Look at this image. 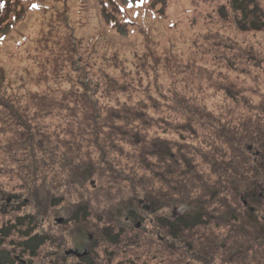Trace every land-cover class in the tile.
I'll return each instance as SVG.
<instances>
[{
    "label": "rangeland",
    "instance_id": "obj_1",
    "mask_svg": "<svg viewBox=\"0 0 264 264\" xmlns=\"http://www.w3.org/2000/svg\"><path fill=\"white\" fill-rule=\"evenodd\" d=\"M90 1L82 14L78 0L66 4L69 30L59 21L47 39L38 13L17 16L13 28L2 17L0 41L11 37L0 58V213L21 204L19 213L0 214V246L14 251L0 252V261L22 249L12 244L23 241L27 223L2 238L14 217L39 214L33 232L47 240L36 251L27 243L35 252L24 250L27 264H249L251 254L243 261L231 244L246 234L262 251L251 264H264V237L252 233L264 232V207L244 203L256 225L236 227L221 206L230 196L213 195L224 162L203 157L213 154L204 143L225 150L214 131L254 140L264 130V28L240 31L222 20L220 8L232 22L242 18L232 0H158L155 17L137 20L132 32L106 22L100 0ZM256 1L264 22V0ZM40 142L45 149L35 151ZM140 178L158 199L153 211L136 212ZM67 179L79 184L68 188ZM235 181L242 192L252 186L246 174ZM185 215L191 222L172 228L176 236L156 225L157 217Z\"/></svg>",
    "mask_w": 264,
    "mask_h": 264
},
{
    "label": "trees",
    "instance_id": "obj_2",
    "mask_svg": "<svg viewBox=\"0 0 264 264\" xmlns=\"http://www.w3.org/2000/svg\"><path fill=\"white\" fill-rule=\"evenodd\" d=\"M157 2L158 0H126L125 3L122 2V0H100L98 1V4H99L98 6H100V3H101L102 9H99V10H103L105 12V17L108 16L109 19H106V22L108 23L113 22L115 23V25L121 24L122 26L123 25L130 26L131 30L129 29V31L134 32V28H136L137 20H144L147 16L150 18L155 17V15L153 14L154 11L153 13L151 12L150 5L152 6L156 4ZM70 3H72L71 0H5L4 6L2 7V9H0V25L2 26L0 28V31L4 28V24L2 23V17H5L8 15L6 21L9 22L10 28L11 27L13 28L14 23L17 21V16H21V15L23 16L24 12L31 11V12L38 13L40 17L43 19L44 21L43 28L39 31L41 33L40 37L47 39L53 33L56 34L57 32H59L60 30L58 28L59 25L56 24L59 21L63 22V25L66 24L67 26L66 29L69 30L70 23L68 21H70L69 16L71 14H70L69 9L66 6ZM32 5H37V7L33 8ZM90 5H91L90 0H78L77 7H78L79 13L82 14V12H89ZM232 7L233 9H235V11L239 10L242 13V18L235 19V22H232L230 19H227V13L225 14V12L220 8L219 13L222 16V20L230 21L232 24H234V27L240 31H253L254 32V31H259L262 28H264V22L260 21V18H258L256 14V12L262 11L261 9L262 7H260L259 3L256 0H247L246 2H244V0H232ZM107 10L109 12H107ZM249 14L253 15V18L247 20ZM100 15H102L101 17L104 20L105 17H103L104 14L101 13V11H100ZM247 21L248 23H246ZM170 24H171V27L174 26V23H170ZM140 28L143 29L142 27ZM21 36L23 37L24 35H21ZM10 37L11 35L7 36L6 34L5 38L2 41H0V58L5 57L4 50L2 52V49H3L2 47L7 42V40L10 39ZM256 130L257 131L255 135H257V137H255L254 140H252L253 136L247 133L246 134L244 133L246 135L245 137L243 134H239V135L235 133L230 134L229 131L225 135L221 131H214L213 135L217 137H213V138L217 139L216 143H221L223 145L225 144L226 145L224 148L225 150H223V148L220 145L213 146L211 145V143H204L210 148L212 147L215 148V149L212 148V152H213L212 156L207 155V153L204 154L203 157H204L205 162L210 163L211 165L212 161L216 162L215 158H220V160L222 159V162H224V165L222 166V171L219 172L218 170L216 172L219 174V178H220L219 180L221 183L223 182V185H220L217 183V186H216V182L214 181L215 187H217L215 189L217 191H215L213 195L214 197H217L221 194L223 196H230L231 198L230 205H228L227 202H225V200L222 199L221 206L223 207V211L225 213H228L229 217L233 218V221L236 227L239 226L242 229L243 227L246 229V227H251V226L255 227L256 225V222L254 221L255 215H253L251 210L246 208L249 206L245 204H250L251 207H253V205H256L258 208L264 207V180L263 181L258 180V178L261 176L262 178H264V134H259V132L263 133L264 130L262 129L260 130L256 129ZM243 141H247V142H243ZM32 148H36L37 150L35 151H42L43 149H45V144L42 142L38 144L32 143ZM156 148L154 147L153 150ZM145 149L146 148L144 147L143 150ZM188 159H189V162H192L194 161V156L191 158L189 157ZM181 160L183 161V159ZM183 162H184L183 167L185 168L186 161H183ZM229 170H231V174L229 173ZM202 173H205V172L203 171ZM188 174L189 173H187V175ZM245 174L248 175L252 180V184H251L252 186L250 187L248 193L242 192L240 188L238 187L237 181H235V177L237 175L241 176ZM82 175L83 174L81 171V173H79L80 179ZM114 179L117 180L116 177ZM140 179H139V182H136V193H139L141 189L144 191V193H142V197L139 196L136 199V212L142 209L148 210V212H150V210L153 211L154 205L158 204V199L155 197H152L153 196L152 193L148 191L150 188L148 187V181H146V179L144 178H142L141 180ZM246 179H248V177ZM67 180H68L67 181L68 188L70 186L79 184V182L77 181L74 182V181H69V179ZM131 183H134V181H130V180L127 181L128 185H131ZM63 185H64V182H63ZM133 185L135 184H132V186ZM171 185H172V181H171L170 186ZM178 185L180 188L182 187L180 183ZM259 189H261L260 190L261 192L258 191ZM132 190L134 191L135 188ZM31 194L37 199L38 198L37 188H34L31 191ZM155 196L158 197V195H155ZM20 204L21 202L16 205L17 207L15 208L17 209L13 210L11 213H9L8 211H4V209H2L3 210L2 212L4 213H0V214L9 216L16 212L19 213L20 209H18V207ZM160 204L161 203H159V205ZM3 208H5V205L3 206ZM132 209L133 210L131 213L134 212V207ZM229 209L233 211L236 210L239 212L242 211V214L241 213L232 214L229 212ZM38 216L39 214L21 215L20 217H14V220H15L14 225L10 226L8 230H4L6 232L4 233L2 238L5 239L6 235L9 234V231L11 229H15L17 226H23L24 223L25 224L27 223L26 224L27 230L25 229V232L21 234L23 235L22 236L23 241L16 243V244H12L9 242V244H12L13 249L18 248V246L22 248L20 249L19 253L15 252V255H18L21 258H23L21 256L22 254L27 253L28 255L30 254L33 255L35 253V252L30 253L31 249L29 250L27 246L28 244L30 248L33 249L34 247L36 251L38 249L36 245L42 244L43 242H46L47 240L46 236H41L38 233L33 232V230H36L37 225H38V222L36 219V217ZM190 218H191L190 216L185 215L184 217H179L177 220L168 221L164 217L160 216L156 218V223H157L156 225L157 227L161 228V231L163 232L164 231L166 232L171 229L172 232L170 233L176 236L177 228H183V229L185 228V227L178 226L180 222L190 223L191 219H196L195 221L198 222L200 216L196 214L193 218L191 219ZM28 222L30 224L33 223L31 224L32 226L30 225L31 227L28 226ZM197 222L193 223L192 225L195 226ZM257 222H259V220H257ZM139 224H140V221H139ZM175 227L177 228L175 231H173L172 228H175ZM242 229H238V232H240L241 234L244 233V230ZM135 230L136 232L140 231L138 229V226L136 227ZM252 233L256 236L259 235L261 237H264V232L258 227H257V230L252 231ZM106 236L111 237L112 239L110 240L120 239L119 234H114L111 236V233L107 231H106ZM128 239H130L129 241L131 242L133 241L131 240L133 239L132 237H129ZM136 240L143 241L144 239L143 237L137 236ZM3 242L4 240L0 242V245ZM156 242L158 241H155V243ZM250 242H252V244L249 246ZM255 243L257 242L253 239V235H247V234L244 238H241L240 236L239 237L236 236L234 240L231 242V244L236 247V250L243 249L242 252H238L239 255L243 254V257H242L243 261L248 262L247 256L251 254V259H250L249 264L257 263V260H259V257L255 260L253 256H255V254L257 253L262 252L260 251V249L258 250L255 248L256 247ZM240 246L242 248H240ZM154 247L156 248L154 243H151V245L147 246V252L148 250L153 249ZM171 247H173V245ZM24 250L26 251L25 253H24ZM3 251L7 253L9 256L12 254V252L14 253L12 249L11 250L8 249L7 251L6 249L4 250L3 246H0V252H3ZM14 256L9 257L8 259H4L5 261H0V264H12V262L15 263V259L13 258Z\"/></svg>",
    "mask_w": 264,
    "mask_h": 264
},
{
    "label": "flooded vegetation",
    "instance_id": "obj_3",
    "mask_svg": "<svg viewBox=\"0 0 264 264\" xmlns=\"http://www.w3.org/2000/svg\"><path fill=\"white\" fill-rule=\"evenodd\" d=\"M15 262L18 264H22L23 262L27 264V260L18 256H14Z\"/></svg>",
    "mask_w": 264,
    "mask_h": 264
},
{
    "label": "snow or ice",
    "instance_id": "obj_4",
    "mask_svg": "<svg viewBox=\"0 0 264 264\" xmlns=\"http://www.w3.org/2000/svg\"><path fill=\"white\" fill-rule=\"evenodd\" d=\"M32 7H33V8H36V7H37V5H32Z\"/></svg>",
    "mask_w": 264,
    "mask_h": 264
},
{
    "label": "bare ground",
    "instance_id": "obj_5",
    "mask_svg": "<svg viewBox=\"0 0 264 264\" xmlns=\"http://www.w3.org/2000/svg\"><path fill=\"white\" fill-rule=\"evenodd\" d=\"M117 46L119 47V46H121V45H117ZM125 48H126V47H124V49H125Z\"/></svg>",
    "mask_w": 264,
    "mask_h": 264
}]
</instances>
